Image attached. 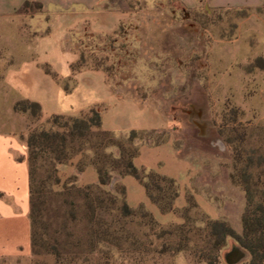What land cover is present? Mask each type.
<instances>
[{"label": "crops", "instance_id": "obj_1", "mask_svg": "<svg viewBox=\"0 0 264 264\" xmlns=\"http://www.w3.org/2000/svg\"><path fill=\"white\" fill-rule=\"evenodd\" d=\"M200 1L177 0L190 8ZM261 4L264 0H209L213 10L253 9ZM152 10L115 8L109 0H0V260L28 257L31 253L28 133L53 116H77L90 108L100 112L102 130L118 136L132 131L162 133L160 142L138 145L133 164L175 182L177 196L172 210L162 212L135 177L114 176L113 185L123 186L129 207L143 206L163 226L180 225L190 195L206 217L225 220L235 232H241L245 202L240 187L230 179L232 171L222 175L228 158L184 145L176 139L177 128L162 105L130 89L117 88L102 68L73 69L80 60L83 41L110 36L130 20H139L137 46L141 52L152 50L150 38L160 52L176 51L175 44L185 42V33L178 35L173 27L157 25L158 20L167 22L168 15L162 11V17ZM254 18L264 29V17H249ZM246 21L240 22L239 28L248 35L255 33ZM230 42L219 40L209 49L208 63L215 67L221 64L214 75L217 86H222L224 77L231 74L223 66H238V52L233 53L235 48L229 46ZM22 101L36 103L39 115L32 117L28 110H15ZM81 158L76 154L61 165L59 186L74 175L79 187L98 183L94 166L76 171Z\"/></svg>", "mask_w": 264, "mask_h": 264}, {"label": "rangeland", "instance_id": "obj_2", "mask_svg": "<svg viewBox=\"0 0 264 264\" xmlns=\"http://www.w3.org/2000/svg\"><path fill=\"white\" fill-rule=\"evenodd\" d=\"M109 2L115 8L153 9L157 15L167 12V22L158 20L157 25L173 27L178 35L185 33V42H175L176 51L164 53L150 38V52L138 49L127 58L120 50L115 55L96 50L91 64L106 68L117 88L130 89L162 105L177 128L176 139L184 145L228 158L222 175L232 171L233 181L239 184L242 197L246 191L251 207L264 204V29L255 18L249 19L264 17V4L253 9L213 10L209 0H201L195 8L177 0ZM244 20H249L248 27L255 33H243L239 23ZM126 24L139 32V20ZM128 37L135 43L134 35ZM219 40L231 41L229 46L239 59L235 61L238 66H223L231 74L224 77L222 86L214 82L221 64L208 63L209 49ZM145 63L150 70L141 67ZM63 123L60 120L45 129L61 134ZM33 164L37 170L32 230L37 246L28 257L3 259L0 264H209L207 259L212 264H228V254L239 248L227 240L216 250L204 220L196 214L183 231L172 232L154 225L142 212L123 216L118 193L66 191L65 183H42L47 176L42 154ZM244 202L246 207L245 198ZM52 246L61 252L58 263ZM244 252V259L232 264L246 262L249 255Z\"/></svg>", "mask_w": 264, "mask_h": 264}, {"label": "trees", "instance_id": "obj_3", "mask_svg": "<svg viewBox=\"0 0 264 264\" xmlns=\"http://www.w3.org/2000/svg\"><path fill=\"white\" fill-rule=\"evenodd\" d=\"M134 35L135 43H131L128 36ZM138 31L137 27L121 24L118 29L110 36L88 38L82 42L80 50V60L73 66V69L81 67H100L108 77L107 69L101 65L91 64L93 53L97 50L102 53L116 54V51H122L125 58L137 53L138 51ZM127 43L128 46H127ZM125 45V47H123ZM137 66V64H136ZM142 68L149 69L147 64H142ZM15 110H28L32 117L39 115L40 109L36 103L29 101L18 102ZM64 120L61 127L64 132H51L45 129V126L57 125L58 121ZM162 140V133L156 131H132L127 135L118 136L112 132L104 131L101 127V115L96 108H90L81 112L77 116H53L44 126L31 130L26 139V148L28 151V165L30 178V223H31V251L37 246V239L32 226L35 223L33 214L34 202L33 189L34 174L37 170L35 163L40 154H42V169L47 174L42 178V183L59 182L58 171L61 165L67 163L70 158L76 154H81L82 158L76 166V171L81 172L87 165H92L98 173V183L96 185L79 187L76 184V175L68 178L65 182L66 191L77 190L87 191L96 190L105 193H118L121 198V212L123 216L134 215L142 212L149 218L150 222L172 232H181L190 223L192 215L196 214L206 224L208 236L214 239L216 250L226 245L227 240H231L242 250L246 251L249 258L242 264H264V204L259 203L251 207L250 199L245 190L244 198L248 202L241 218L242 230L236 233L231 226L222 219H209L202 214L190 195L187 196V206L181 212L184 217V223L180 225L163 226L159 224L154 217L144 209L143 206L131 208L125 200V191L123 186L118 183L110 188V183L114 176L131 175L140 181L146 189L148 197L154 202L162 212L172 210V203L177 196L176 184L172 179H168L158 174L140 169L134 166L133 158L137 154L138 145L142 142L156 144ZM233 184L239 186L233 181V173L230 174ZM52 255L55 256L56 263L59 262L61 252L52 246ZM219 251V250H218ZM215 259L216 256H215ZM212 264L210 259H207Z\"/></svg>", "mask_w": 264, "mask_h": 264}, {"label": "water", "instance_id": "obj_4", "mask_svg": "<svg viewBox=\"0 0 264 264\" xmlns=\"http://www.w3.org/2000/svg\"><path fill=\"white\" fill-rule=\"evenodd\" d=\"M245 255H246L245 252L242 251L241 249L234 248L232 252L228 254V256L226 257L227 263L228 264L237 263L241 261L242 259H244Z\"/></svg>", "mask_w": 264, "mask_h": 264}]
</instances>
